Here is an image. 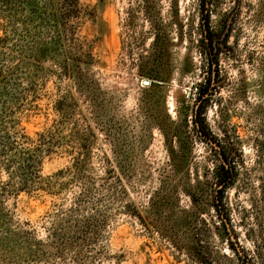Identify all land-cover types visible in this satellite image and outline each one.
I'll use <instances>...</instances> for the list:
<instances>
[{"label": "rangeland", "instance_id": "rangeland-1", "mask_svg": "<svg viewBox=\"0 0 264 264\" xmlns=\"http://www.w3.org/2000/svg\"><path fill=\"white\" fill-rule=\"evenodd\" d=\"M80 2L82 11L68 35L53 22L26 21L14 39L15 50L0 57L5 70L17 65L4 86L8 101L17 100L8 105L25 133L35 138L51 128V138L36 147L44 150L48 139L58 143L43 155L30 193L15 194L19 176L28 174L24 163H10L13 152L0 157V232L7 226L32 232L30 248L5 253V262L198 264L187 253L195 237L216 264H241L209 202L199 221L193 220L190 200L180 191L184 172L170 164L157 125L168 129L174 121L170 130L185 147L180 157L190 158L191 143L192 178L218 162L193 122L209 72L202 41L208 23L216 33L219 77L202 118L219 141L242 149L243 176L227 201L234 209L233 240L252 257L253 244L237 222L238 210L249 208L250 193H258L264 182V0H212L209 18L200 0ZM35 42L53 47L54 56L38 65L40 98L38 108L29 111L26 76L36 69L19 53ZM78 50L92 52L90 63L72 60ZM156 59L159 79L148 89L143 81L149 78L139 70L155 69ZM64 60L67 75L58 65ZM63 97L66 109L57 114L53 106ZM34 149L30 153H38ZM47 185L53 194L39 188Z\"/></svg>", "mask_w": 264, "mask_h": 264}, {"label": "trees", "instance_id": "trees-1", "mask_svg": "<svg viewBox=\"0 0 264 264\" xmlns=\"http://www.w3.org/2000/svg\"><path fill=\"white\" fill-rule=\"evenodd\" d=\"M211 1L212 0H200L202 11L208 14L207 18H209L210 14L214 11L211 4L209 5ZM81 11L82 6L80 0H0V26L3 30V35L0 37V57L8 49L15 50L16 44L14 43V39L16 40V38L19 37V29L21 30V28L26 25V21H33L38 18L42 25L53 22L61 32L68 35L67 33L72 27V20L78 18ZM94 19L93 17L92 20ZM203 33L204 37L202 41L206 47L205 53L208 55L209 72L199 91V103L196 109L197 111L195 112V117H193V122L197 136L212 147L218 158V162L212 166V170L207 169L202 176H194V178H192L190 169L193 162V157L191 156L193 148L191 143L189 142L188 152L190 151V158L192 160L189 157L186 159L180 157L178 153L185 152V147L181 145L179 134L174 130H170V127L174 128V121L170 122V127L168 129L161 123L157 125L166 138L170 164L176 172L179 170L184 172L185 177L181 179L180 191L190 200L191 209L195 213L193 220L195 222L199 221L200 216L206 212L205 208H203L204 205L206 202H209L219 217V224H221L224 232L227 234L229 248H231L237 255V258L241 260V264H260V261L256 259L264 260V182L260 183V190L258 193H250L249 208L238 210L240 219L237 223L245 227L246 236L253 244V255L249 257V254L241 249L238 240H233V237L237 238L235 225L232 221L234 209L229 206L227 201L228 191L236 187L241 176H243V166H241V159L243 156L242 149L239 147L230 148L229 145L219 141L217 137L212 135L209 127L202 118L207 103L213 95V91L216 89L217 78L219 77V50L215 44V30L208 23ZM156 39L157 36L154 39V44L157 42ZM76 53L78 55L72 58L73 61L90 63L88 59L92 58L91 51L78 50ZM19 56L28 58V62L30 60V66L36 69L29 76H26L28 77L26 78L28 82L26 89L31 95V99L28 102L29 108L27 109L31 111L38 108L37 101L40 98L36 92L37 80L41 75L37 70L38 65H40L41 62H45L50 56L53 57L54 49L53 47H46L35 42L30 48H22ZM58 63L59 69H61L63 75H67L69 73L68 61L64 60ZM155 63V69L143 67L139 70L140 75L149 78V84H144L146 86L149 85L148 89H154L156 86L155 80L159 79L158 74L154 73H157L158 67L160 68L159 60L156 59ZM16 68L17 65L5 70L4 65L0 62V111L2 113V115H0V157H5L8 153L13 152V158L10 159V163H19V165L24 163V167L28 169V174L26 176H19L20 180H18V186L15 189V194H18L22 191H26V193L32 191L30 187H34L37 184L36 179L40 178L38 172L40 171L44 158L43 155L51 154L54 151L53 148L58 146V143L54 140V142H52V139H48V145L50 146L44 150L36 147L42 144V141L45 139L51 138L54 129L49 128L44 132L37 133V137L35 138L29 136L25 133V128L21 126V118H16V111L13 110V107L8 105L10 101L12 105H15V101L17 100L10 99V101H8L9 94L5 90V80H9L10 75L15 73L14 70H16ZM29 70L32 71L31 68H29ZM78 77L81 78L79 75ZM53 108L57 114L63 113L66 109L64 97L57 99ZM27 116H29V112ZM187 122L186 117L181 121L184 127L188 126ZM33 148H36L34 150H37L38 153H30ZM21 156H23V158L20 160ZM76 160H79V156L76 157ZM70 168L72 167H69L68 170H70ZM57 174H59V172ZM53 176L47 177L46 179L49 180L53 178ZM39 188L48 193H54L48 185L39 186ZM185 212L188 213L189 211ZM137 216L142 220L140 214H137ZM3 230V235L2 230L0 232V264H15L13 262L14 258H10V262H5V260L9 258V256H5V253L10 252L13 254L14 252L12 251L14 250L27 251L30 248L32 232L18 228L12 230L8 228V226ZM194 239V242L191 241L189 243L187 253L198 264H216L208 249H205V246L202 248L201 241H197L195 237ZM30 251L33 252L32 250H29V252ZM14 257L17 256L15 255ZM38 260L40 259H35V261Z\"/></svg>", "mask_w": 264, "mask_h": 264}, {"label": "water", "instance_id": "water-1", "mask_svg": "<svg viewBox=\"0 0 264 264\" xmlns=\"http://www.w3.org/2000/svg\"><path fill=\"white\" fill-rule=\"evenodd\" d=\"M143 83L144 84H149V81L148 80H144Z\"/></svg>", "mask_w": 264, "mask_h": 264}]
</instances>
